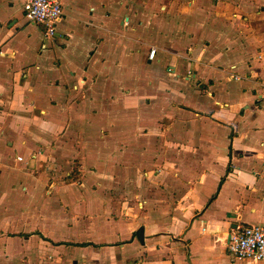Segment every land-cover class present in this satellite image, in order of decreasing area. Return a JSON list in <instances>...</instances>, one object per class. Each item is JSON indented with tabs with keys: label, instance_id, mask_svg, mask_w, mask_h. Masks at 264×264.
Segmentation results:
<instances>
[{
	"label": "crops",
	"instance_id": "obj_1",
	"mask_svg": "<svg viewBox=\"0 0 264 264\" xmlns=\"http://www.w3.org/2000/svg\"><path fill=\"white\" fill-rule=\"evenodd\" d=\"M24 1L0 0V264H247L224 243L264 225V0H59L54 37Z\"/></svg>",
	"mask_w": 264,
	"mask_h": 264
},
{
	"label": "built area",
	"instance_id": "obj_2",
	"mask_svg": "<svg viewBox=\"0 0 264 264\" xmlns=\"http://www.w3.org/2000/svg\"><path fill=\"white\" fill-rule=\"evenodd\" d=\"M23 12L29 23L43 27L46 37L56 35V25L62 16L59 0H25ZM155 52V49H152L148 59L152 60ZM261 101L264 111V93ZM224 244L233 263L236 261H244L247 264L264 263V225L237 227L228 234Z\"/></svg>",
	"mask_w": 264,
	"mask_h": 264
}]
</instances>
